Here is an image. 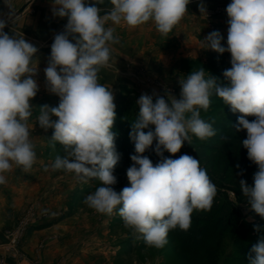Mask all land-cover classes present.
I'll return each mask as SVG.
<instances>
[{"label": "clouds", "instance_id": "1", "mask_svg": "<svg viewBox=\"0 0 264 264\" xmlns=\"http://www.w3.org/2000/svg\"><path fill=\"white\" fill-rule=\"evenodd\" d=\"M190 2L109 0L111 7L105 9L98 6L105 0H51L53 15L67 20L64 30L54 35L44 69L46 90L59 97V104L40 106L35 117L45 132L53 129L49 139L53 150L59 143L64 152L55 157L51 169L74 174L82 183L99 181L101 186L83 203L99 214L118 212L125 228L156 249L167 244L170 230L189 229L194 210L209 211L213 205L217 186L199 160L189 154L175 159L164 156V152L179 153L185 142L191 144L192 135L200 140L216 135L200 112L209 109L212 95L241 114L235 130H246L242 147L257 171L252 185L240 179L239 186L250 210L264 219V0H231L227 5V47L222 46L218 31L203 39L205 49L230 53L231 68L223 72L228 85L222 86L211 74L206 77L208 71L202 67L179 79V99L168 91L165 96L141 94L129 133L135 147L126 173L130 186L119 192L113 188L120 160L117 134L112 131L115 94L99 82L98 74L111 66V45L120 41L115 29L106 25L135 28L152 21L156 31L167 37L188 13ZM4 3L11 16L12 0ZM198 10L207 17L203 0ZM5 27L6 21L0 19V185L7 183L5 174L13 166L29 172L37 162L29 121L34 114L32 100L40 91L39 49L24 35L5 32ZM249 116L254 119L249 121ZM154 141V151L161 157L155 165L143 155ZM254 229L259 232L260 226ZM248 261L264 264V236L251 247Z\"/></svg>", "mask_w": 264, "mask_h": 264}, {"label": "rangeland", "instance_id": "2", "mask_svg": "<svg viewBox=\"0 0 264 264\" xmlns=\"http://www.w3.org/2000/svg\"><path fill=\"white\" fill-rule=\"evenodd\" d=\"M28 1L12 0L13 14ZM228 4L208 11L207 17L204 16L205 25H195L194 33L180 29L179 44L175 36L154 34L152 39L146 38L148 31L142 33L146 29L144 26L138 28L141 32L136 37L129 31L118 34L122 45L132 49L124 55H111V66L98 74L99 82L112 88L115 94L116 120L112 131L117 134L120 160L114 171L117 183L113 188L117 192L130 186L126 173L133 163L130 157L135 154V147L129 133L139 112L136 101L141 94L152 95L155 92L165 96L168 91L179 99V79L202 67L209 72H206V77L211 74L222 86L229 84L223 72L231 68L230 53L220 54L205 49L203 41L209 33L218 31L223 38L222 46L227 47ZM98 6L107 9L111 5L109 0H105L104 5ZM34 12L56 22L58 33L64 30L67 20L53 15L51 0H31L21 15L31 16ZM9 13L4 0H0V19L9 23L17 18H12L13 14L10 16ZM121 27L117 29L123 33ZM190 35L195 40H190ZM193 46L199 49L195 54L186 50L194 49ZM140 47L149 48L151 53L139 54ZM160 49L174 53L171 57L160 56ZM152 59L155 62L151 63ZM45 68L41 66L36 77L40 91L32 100L34 114L29 121L37 162L29 172L13 166V170L5 174L7 183L2 185L10 196L5 201L0 200L7 204V211H0V241L5 243L0 247V264H188L183 258L186 249L197 253L203 264H249L251 248L247 250L246 247L248 244L252 247L264 236V219L250 210L239 186L240 179L252 185L253 174L257 171V166L247 158V150L242 147L246 130H235L241 115L239 112L234 113L216 95L210 97L207 111L200 110L201 118L213 124L216 135L200 140L190 133L192 142L184 143L179 156L189 154L198 159L217 186V194L211 210H194L189 229L185 231L177 227L170 230L167 244L156 249L148 247L142 238L125 228L118 212L114 211L111 216L99 214L83 203L88 194L101 186L99 181L82 183L75 179L74 174L51 169L55 157L63 156L64 152L59 143L53 150L49 141L53 129L45 132L35 119L40 106L59 104V97L46 90ZM247 119L252 121L254 117ZM152 128L154 130V126ZM225 136L227 140L223 139ZM155 143L143 154L154 165L161 160L154 151ZM164 156L179 157L168 152H164ZM241 171L243 175H238ZM14 206L18 209L15 210ZM220 212L226 217L220 218ZM254 225L260 226L259 232ZM15 231L18 236L13 244L8 234Z\"/></svg>", "mask_w": 264, "mask_h": 264}, {"label": "crops", "instance_id": "3", "mask_svg": "<svg viewBox=\"0 0 264 264\" xmlns=\"http://www.w3.org/2000/svg\"><path fill=\"white\" fill-rule=\"evenodd\" d=\"M200 2L201 0H191L190 4L188 5V13H186L184 18L180 21V23L177 24L173 28V30L168 34L169 37L175 36L177 38L176 40L178 41V44L180 43V29L183 31L187 30L190 33L192 32L194 33L195 25H201V24L205 25L206 23L205 18L204 16H201L198 10V4ZM230 2L231 0H203V3L207 8V12L213 11L218 7L224 6ZM108 26L113 27L115 29V35L117 36H119L118 34L120 35L125 34L126 31H129L130 34L132 33L136 37L137 34L141 32L138 30V28H140L141 26H144L147 29V30L145 29L144 31L142 30L143 31L142 33L144 32L147 33L148 31V34H146V38L152 39L154 37V34H156L157 36L161 35L156 31L155 25L152 21H149L135 28H129L122 23L118 26H122L121 28L124 29L123 33H121L122 31L119 32L117 29L118 26L111 24V22H109V24L106 25V27ZM4 31L8 32L9 34H11L12 32L14 34L24 35L26 40L33 43L39 49L37 53L39 59V64H38L39 71L41 69V66L47 67L48 58L51 52V44L53 43L54 35L58 33L56 22L50 20L49 18H46V16L44 17L43 15L40 14L37 15V12L36 13L34 12V14L31 16L21 15L16 19L12 20L11 22L7 23V27H5ZM189 38L190 40H195V37H193L192 35H190ZM119 41L120 42L118 44L111 45V55L113 56L119 54L124 55L126 54L125 53L126 51L130 52L129 49H132L131 47L123 46L120 37H119ZM148 49L149 48L140 47L138 53L142 54L145 52L146 54L149 55L151 51ZM186 50L192 52V54H195L198 52L199 49L197 47L194 49H186ZM173 53H174L173 51L166 49L165 50L160 49V52H158L160 56L162 55L167 57H171ZM178 53L180 54V51ZM150 62L152 63L155 61L154 59H152ZM103 70L105 69H101V72H103ZM9 196H10L9 192L6 190V187L0 185V200L5 201L6 198H9ZM14 209L17 210L18 207L14 206ZM0 211L3 212L7 211V204L5 202L0 201ZM3 245H5V243H2L0 241V247ZM14 264H18V263H14Z\"/></svg>", "mask_w": 264, "mask_h": 264}, {"label": "trees", "instance_id": "4", "mask_svg": "<svg viewBox=\"0 0 264 264\" xmlns=\"http://www.w3.org/2000/svg\"><path fill=\"white\" fill-rule=\"evenodd\" d=\"M179 154L180 153H177V154H175V156H179ZM226 204V203H225ZM225 204L224 205H222V208L225 206ZM230 208V207H229ZM218 216L220 217V218H225L226 217V215H224L223 216V214L220 212V213H218ZM230 222H231V219L229 220ZM230 224L231 223H229V226H230ZM248 233V232H247ZM248 236H249V233H248ZM248 247H246V249L248 250V249H250L251 248V244H248L247 245ZM188 249H186V252H185V254L183 255V258L186 260V262L188 263V264H203L202 263V261H201V259H200V257H199V255L197 254V253H195L193 250H191V249H189L188 251H187Z\"/></svg>", "mask_w": 264, "mask_h": 264}, {"label": "water", "instance_id": "5", "mask_svg": "<svg viewBox=\"0 0 264 264\" xmlns=\"http://www.w3.org/2000/svg\"><path fill=\"white\" fill-rule=\"evenodd\" d=\"M30 3H31V0L28 1L25 5H23L18 11H16V13L13 14L12 18L20 16L25 11V9L29 6Z\"/></svg>", "mask_w": 264, "mask_h": 264}, {"label": "built area", "instance_id": "6", "mask_svg": "<svg viewBox=\"0 0 264 264\" xmlns=\"http://www.w3.org/2000/svg\"><path fill=\"white\" fill-rule=\"evenodd\" d=\"M17 232L15 231V232H13V233H9L8 234V237H10L11 238V242L13 243V244H15L16 243V240H17Z\"/></svg>", "mask_w": 264, "mask_h": 264}]
</instances>
